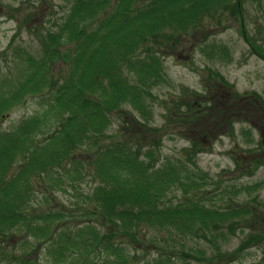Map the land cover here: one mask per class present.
Here are the masks:
<instances>
[{
	"label": "trees",
	"instance_id": "1",
	"mask_svg": "<svg viewBox=\"0 0 264 264\" xmlns=\"http://www.w3.org/2000/svg\"><path fill=\"white\" fill-rule=\"evenodd\" d=\"M72 1L69 14L61 18L64 24L60 29L75 33L70 38L77 39L79 56L72 58L45 44L44 56L27 55L21 75L9 72L0 79V119L25 97L44 95L42 100L48 106L44 113L45 109H39L0 134V257L6 264H172L170 258L162 256L139 260L142 247L137 230L143 227L147 231L164 230L171 236L183 234L180 240L187 235L194 237L199 230L216 231L223 239L222 225L237 214L236 210L209 209L195 198L196 184L182 169L183 163L163 164L156 169L153 146H135L131 141L102 145L99 138L102 134L107 137L108 113L126 101L138 102L135 107L142 112L143 93L148 94L152 79L161 80L158 57L153 55L151 63L145 62L138 51L158 37H170L165 30L182 28L196 15L194 11L222 0H115L113 11L106 17L99 14L106 8V0ZM234 4L238 14V0ZM61 60L62 67L58 68ZM50 65L58 69V76L45 73ZM135 76L140 79L133 80ZM181 105L179 101L176 109L181 110ZM52 107L53 114L46 115ZM50 126H54L51 132L47 129ZM40 134L51 147L36 144L34 138ZM77 151L91 155L84 173L97 185L86 198L77 197L67 208H81V204L87 208L77 212L61 203L53 208L47 204L29 217L31 177L43 186H73L76 180L71 179V172L77 163L72 157ZM83 159L79 161L86 162ZM80 171L76 169L79 177ZM188 181L189 189L184 185ZM171 187L181 188L183 198L165 206L164 196ZM78 202L81 204L76 206ZM82 214L87 218L79 223ZM109 222L120 227L127 238L120 239ZM56 223L58 230L53 234ZM6 239L13 240L11 250L4 245ZM209 241L214 243L211 238ZM29 249L36 251L34 259L28 257Z\"/></svg>",
	"mask_w": 264,
	"mask_h": 264
},
{
	"label": "rangeland",
	"instance_id": "2",
	"mask_svg": "<svg viewBox=\"0 0 264 264\" xmlns=\"http://www.w3.org/2000/svg\"><path fill=\"white\" fill-rule=\"evenodd\" d=\"M106 1L105 10L110 11L116 1ZM235 1L222 0L201 7L199 15L206 14L201 25L200 20L189 24L186 32L176 30L174 36L149 42L150 46L145 49L152 52L144 61H150L153 53H159L162 66L157 72L164 81L151 80L148 94L143 93L146 99L142 112L135 107L138 102L126 101L106 116L109 124L104 134L107 137L99 135L102 145L131 141L135 146L140 143L153 146L161 141L160 150L155 151L161 153L162 161L182 163H186L185 157L188 159L193 149H198L200 152L194 158L198 171L189 168L204 175L198 195L204 197L205 205L233 208L237 212L222 225L225 228L223 239L221 232L199 230L194 237L176 241L174 237L180 238L183 234L171 236L165 231H147L142 227L137 230L142 247L138 250L139 260L162 256L170 258L172 264H264V60L259 57L264 58V0H238L242 8L239 14L235 11ZM72 5V0H0V79L9 72L21 75L27 55L38 57L45 44L52 50L67 52L72 58L79 56L77 39L70 38L75 33L60 29L64 24L61 18L69 14ZM215 8L217 12L212 15ZM102 13L100 10L99 14ZM208 48L212 52L207 51ZM4 51L7 56H2ZM227 51V56L220 53ZM45 58L47 60V56ZM57 65L62 67V60ZM45 73L58 76V69L50 65L49 72ZM139 79L140 76H135L133 80ZM47 80L55 82V79ZM43 96L25 97L23 102L9 107L0 119V134L39 109H45L44 113L48 106ZM181 100L187 101V111L176 109ZM52 110L53 107L46 115L53 114ZM47 129L51 132L54 126ZM43 139L40 134L34 141L43 148L51 147V142ZM90 156L85 151L73 155L77 163L71 172V179L76 180L73 186H64L65 183L43 186L31 177L27 215L32 217L45 205L53 208L60 203L68 210L83 212L87 207L80 202L76 206L81 204V208L67 207L81 194L87 196L94 186L84 173ZM83 158L86 162L81 163L79 159L84 161ZM18 164L19 161L14 166ZM75 168L78 173L81 170V177ZM198 195L193 196L200 199ZM179 197L180 192L174 189L166 194L172 203ZM86 218L87 215L82 214L77 221L80 223ZM109 224L120 239L127 238L120 227ZM55 226L51 229L53 234L58 230L57 223ZM164 238L172 244L163 243ZM210 238L217 245L210 242ZM154 240L155 243L150 244ZM34 244L37 246V242ZM155 248L160 251L156 252ZM200 250L204 254L198 255ZM27 252L28 257L35 258L36 251ZM187 252L189 256H184ZM153 262L148 264H155ZM0 264H6L1 257Z\"/></svg>",
	"mask_w": 264,
	"mask_h": 264
}]
</instances>
